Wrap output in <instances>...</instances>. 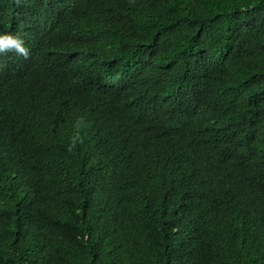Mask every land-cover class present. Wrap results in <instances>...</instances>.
<instances>
[{
	"label": "trees",
	"instance_id": "trees-1",
	"mask_svg": "<svg viewBox=\"0 0 264 264\" xmlns=\"http://www.w3.org/2000/svg\"><path fill=\"white\" fill-rule=\"evenodd\" d=\"M0 31L31 50L0 56V264H264V0H0Z\"/></svg>",
	"mask_w": 264,
	"mask_h": 264
},
{
	"label": "clouds",
	"instance_id": "clouds-1",
	"mask_svg": "<svg viewBox=\"0 0 264 264\" xmlns=\"http://www.w3.org/2000/svg\"><path fill=\"white\" fill-rule=\"evenodd\" d=\"M10 53L15 54L17 57L28 59L31 55V50L26 42L25 37L20 33L0 31V56H7ZM84 126V117H79L75 122L77 132L72 137V146H75L77 141L81 140L79 129Z\"/></svg>",
	"mask_w": 264,
	"mask_h": 264
}]
</instances>
